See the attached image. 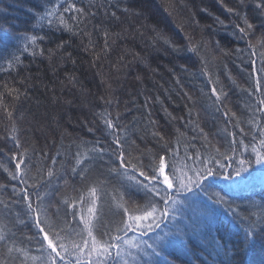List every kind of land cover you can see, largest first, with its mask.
<instances>
[{
  "label": "trees",
  "instance_id": "trees-1",
  "mask_svg": "<svg viewBox=\"0 0 264 264\" xmlns=\"http://www.w3.org/2000/svg\"><path fill=\"white\" fill-rule=\"evenodd\" d=\"M72 4L84 13L67 10ZM53 5H59V13L74 25L72 32L55 18L52 25L36 24L35 14ZM228 8L248 14L257 26L255 35L249 36L255 43L261 36V17L254 11L253 0H245L243 8L239 0H0V92L5 93V104L13 113L9 118L0 109V185L5 186L0 187V222L7 226L15 246L24 250L8 258L0 247V260L47 264L48 250L36 212L46 231L48 224L57 221L80 231L83 222L73 221L72 213L77 212V220L80 215L88 218L93 200L94 223L101 213L106 223L119 219L112 210L127 201L133 190L126 176L112 171L119 165L108 147L112 137L101 119L107 113L106 118L121 127L122 143L134 142L132 154L145 164L167 142L178 150L177 170L202 167L201 159L205 163L219 160L227 166L220 170L216 164V169L233 176L232 180L223 175L214 181L209 178L206 183L213 187L206 189L207 196L198 189L196 195H181V200L191 198L177 207L183 213L178 218L190 225L192 240L177 254L178 259L168 257L173 264H264V237L258 236L250 250H239L249 221L259 220L264 212V165L253 162L241 176L234 173L240 159L255 160L253 147L264 152L259 130L250 123L255 120L264 125V112L256 110L264 109L259 103L264 88L254 90L255 78L264 77V57L259 50L249 53L247 40L240 39L235 27L244 25ZM113 12L118 20L112 18ZM6 31L7 46L3 42ZM105 31L109 33L107 47ZM31 35L40 38L37 43L44 55L34 56L31 49H24ZM165 40L180 51L175 52ZM190 40L206 47L191 52ZM61 42L64 46L58 49ZM13 55H19L22 63L9 68L6 61ZM5 85L18 89L20 99L8 94ZM213 86L227 93L226 108L214 103ZM225 110L236 116L225 117ZM154 133L164 141L158 142ZM229 133H235L236 144H231ZM100 147L105 154L93 151ZM230 147L236 149L235 155ZM17 152L29 158L23 183L8 177V171H15L13 154ZM256 174L261 176L253 177ZM227 181L232 186L223 183ZM238 181L244 184L235 186ZM25 187L30 208L22 193ZM91 188L96 189L94 197ZM216 193L225 203H215ZM132 199L143 203L142 193ZM204 204L211 206L216 218L207 227ZM261 230L264 223L257 224V232ZM73 239L79 242L80 238Z\"/></svg>",
  "mask_w": 264,
  "mask_h": 264
},
{
  "label": "snow or ice",
  "instance_id": "snow-or-ice-1",
  "mask_svg": "<svg viewBox=\"0 0 264 264\" xmlns=\"http://www.w3.org/2000/svg\"><path fill=\"white\" fill-rule=\"evenodd\" d=\"M253 3L255 5L254 11L261 17V36L257 37L255 43L249 39V36L255 35L257 26L250 22L248 14L238 11L236 8H228V11L235 14L242 21L243 27L240 24H236L235 27L240 33V39L247 40L249 53L255 55L256 51L259 50L261 56L264 57V0H253ZM239 5L243 8L245 0H239ZM71 9H75L77 13H84V9L77 8L75 4L70 5V8L67 10ZM125 12H127V9H125ZM35 15L36 24L39 26H42L44 23L52 25L55 18L67 31L72 32L74 29V25L68 23L63 15L59 13V5H53ZM111 16L117 20L119 19L115 12L111 13ZM103 34L105 37V46L107 47L109 33L105 31ZM9 39L10 37L6 31L3 36L5 46H7ZM38 39L40 38L37 35H31L28 38L29 42L23 45L25 50L31 49L34 56L37 54L44 55L45 51L39 47L37 43ZM160 39L164 38L161 36ZM165 43L170 44L175 52L180 51L179 46L172 44L171 41L165 40ZM216 43L218 44L219 42L217 41ZM189 44L190 48L188 50L191 52H198L200 47H206L203 43L198 47L191 40ZM63 46L64 44L61 42L57 48L60 49ZM70 55L68 54L69 57ZM136 55L138 56L139 54ZM6 63L9 68H12L22 63V61L19 55H13ZM69 80H75V77H69ZM262 80H264V77L255 78L254 90L264 88V84L261 83ZM4 87L7 93L12 95L14 99H20L21 93L18 89L8 87L7 85ZM211 91L215 97L214 103L226 108L224 100L227 98V93L223 92V90L217 92L215 86H213ZM261 94L264 95V93ZM4 96L5 93L0 92V109L11 118L13 113L5 104ZM259 103L264 104V99ZM220 107H217V111H220ZM256 110L264 112V109L261 108H257ZM223 115L225 117H235L236 113H230L229 110H225ZM106 117L107 113L101 114L104 126L109 130L108 134L112 137V143L108 147L115 156V163L119 165L118 168H114L112 171L126 176L127 184L133 191L129 194L127 201L116 204L115 209L112 210V214L118 216L119 219L111 223L105 222L104 213L97 216L95 223L93 222L92 217L96 216L94 200L92 201V206L88 208V218L80 215L77 220V212L74 211L72 213V220L76 221L77 224L81 221L83 222L84 227L80 231H77L71 225L62 227V222L60 221L48 224L47 228L49 230L46 231L45 227L41 226L39 212H36V223L39 232L43 235V241H46L48 250L47 264H173L168 257L176 256L178 259L177 254L183 252L186 248V243H190L192 240V236L188 231L190 225L184 219L178 218V216L183 217V213L177 207L191 198L185 196L184 200H181V195L189 192L196 195L195 190L198 189L199 192H203L207 196L206 189L213 187V184L206 183V181H209V178H212L214 181L217 176L223 175L225 179L232 180L233 176L220 171L227 165L220 163L219 160H209L205 163L201 159L200 164L202 167L186 166L187 171L177 170L175 160L178 156V150L172 149L167 142L145 164L143 159L132 154L131 149L135 148L134 142L129 144L125 140L122 143L120 125ZM250 123L258 128L261 137L259 144L261 148H264V125L257 124L255 120L250 121ZM240 131L243 133L244 129L241 128ZM13 132H15V128H13ZM200 133L205 136L207 135L203 129H200ZM153 135L159 137L158 142L164 141V137L159 133H154ZM229 135L232 136L231 144H236L235 133H229ZM13 140L19 146V140L15 137H13ZM230 150L232 151V155L236 154L235 148L230 147ZM244 150L247 151L246 145L244 146ZM93 151L99 154H105L103 147L94 149ZM169 152H171V156H169ZM252 152L255 153V160L240 159L239 167L234 169L235 176H241L242 173L247 172L253 162L264 165V152L258 151L256 147L252 148ZM13 158L16 159L15 171H8V177L10 180H20L23 183L24 181L21 177L27 174L24 169L28 168L26 161L29 158L23 155L22 152L14 153ZM185 158H187V154H185ZM227 159L231 160L232 157L229 156ZM132 160H135L136 163L133 164ZM81 163V160H77V164ZM53 164H55V161H53ZM209 164L213 166L210 167ZM216 164L219 165L220 170L216 169ZM22 165L23 168L21 167ZM130 170L132 172L131 175H129ZM72 171L76 173L75 168ZM189 172L192 174L189 175ZM48 175H53L51 170L48 171ZM0 187L5 186L0 185ZM13 191H15V188H13ZM95 192L96 189L91 188L90 195L94 197ZM22 193L28 200L30 208L31 197L28 196V188H23ZM141 193L143 203H137L132 199L133 196ZM215 195V203H225V198L220 193H216ZM39 198L40 194L37 192V199ZM120 199L124 200L123 194H121ZM209 199L211 200V197ZM125 204L128 206H125ZM202 207L205 209L204 226L207 227L216 218L209 204H204ZM258 223H264V212L260 214L259 220L249 221L244 230V238L241 242L240 251L250 250L254 247L258 236L264 237V230L257 232ZM6 229L7 226L0 222V247H3L6 251L7 257L11 258L14 252L24 253L22 248L15 246L11 237L6 233ZM49 232H51V235H49ZM61 233H64V235H61ZM73 237H79V242H76ZM44 248L45 244L41 242V249ZM224 251L227 253V246H225ZM25 255L27 254L25 253ZM32 259L35 258L33 257ZM0 264H6V260H0Z\"/></svg>",
  "mask_w": 264,
  "mask_h": 264
},
{
  "label": "rangeland",
  "instance_id": "rangeland-1",
  "mask_svg": "<svg viewBox=\"0 0 264 264\" xmlns=\"http://www.w3.org/2000/svg\"><path fill=\"white\" fill-rule=\"evenodd\" d=\"M257 176H261V175H254L253 177H257ZM262 177H264V176H262ZM248 178H251L250 176H248L246 179H245V181L246 180H248ZM255 179H257V178H255ZM225 185H227V186H229V185H231V183L233 184V182H231V181H227V182H223ZM235 184V186H239V185H242V184H244V182H242V181H238V182H236V183H234ZM232 186V185H231Z\"/></svg>",
  "mask_w": 264,
  "mask_h": 264
}]
</instances>
